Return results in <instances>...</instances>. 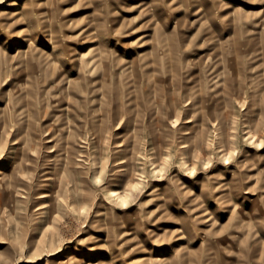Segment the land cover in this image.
<instances>
[{
	"label": "rangeland",
	"instance_id": "obj_1",
	"mask_svg": "<svg viewBox=\"0 0 264 264\" xmlns=\"http://www.w3.org/2000/svg\"><path fill=\"white\" fill-rule=\"evenodd\" d=\"M0 264H264V0H0Z\"/></svg>",
	"mask_w": 264,
	"mask_h": 264
},
{
	"label": "bare ground",
	"instance_id": "obj_2",
	"mask_svg": "<svg viewBox=\"0 0 264 264\" xmlns=\"http://www.w3.org/2000/svg\"><path fill=\"white\" fill-rule=\"evenodd\" d=\"M166 59V58H165ZM104 60H106V59H104ZM167 60V59H166ZM116 195V194H115ZM60 261V260H59ZM103 261V260H102ZM106 261V260H105Z\"/></svg>",
	"mask_w": 264,
	"mask_h": 264
}]
</instances>
